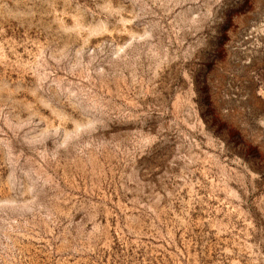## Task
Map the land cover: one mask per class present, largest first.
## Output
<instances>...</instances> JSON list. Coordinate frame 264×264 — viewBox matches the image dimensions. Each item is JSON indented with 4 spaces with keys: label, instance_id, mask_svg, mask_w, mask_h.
I'll return each mask as SVG.
<instances>
[{
    "label": "rangeland",
    "instance_id": "1",
    "mask_svg": "<svg viewBox=\"0 0 264 264\" xmlns=\"http://www.w3.org/2000/svg\"><path fill=\"white\" fill-rule=\"evenodd\" d=\"M0 264H264V0H0Z\"/></svg>",
    "mask_w": 264,
    "mask_h": 264
}]
</instances>
